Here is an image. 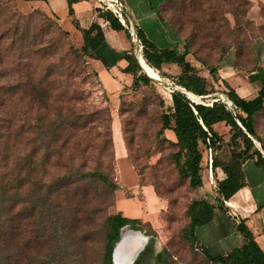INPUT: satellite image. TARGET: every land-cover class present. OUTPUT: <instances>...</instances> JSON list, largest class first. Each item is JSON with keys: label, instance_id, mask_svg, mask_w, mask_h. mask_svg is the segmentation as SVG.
<instances>
[{"label": "trees", "instance_id": "1", "mask_svg": "<svg viewBox=\"0 0 264 264\" xmlns=\"http://www.w3.org/2000/svg\"><path fill=\"white\" fill-rule=\"evenodd\" d=\"M68 1L70 4L76 0ZM211 1L177 0L176 24L182 27L189 24L193 37L201 35L211 28L209 23L214 19ZM249 6L250 0H239V14L246 22L252 23L258 32L255 23L247 16ZM99 16L108 19L116 30H125L127 36H131L112 12L101 11ZM125 22L128 25L126 16ZM161 22L173 29L169 22L162 19ZM61 32L68 35L63 29ZM81 32V47H74L70 43L68 47H59V67L67 73L66 90L58 92L60 85L50 77L53 75L51 68L41 63L48 54L46 47L35 49L39 72L34 77L25 74L24 78L17 77L14 83L0 84V264H59L63 256H68L65 264H74L79 260L75 252L78 239L96 232L103 243L102 264H114L112 250L123 227L140 229L144 225L151 228L149 221L127 217L121 212L106 213L112 205L113 192L118 188L113 180L109 109L104 107L76 112L70 103L71 97H68V78L75 72L74 66L85 67L86 58L99 60L103 64H107L108 59L101 51L104 34L99 24L93 22ZM137 37L141 43V56L148 66L158 70L162 76L174 79V85L203 99L208 98L206 96L212 92L209 81L198 75L187 60V55L192 54L189 40L179 39L173 47H157L139 28ZM252 41L247 54L253 59L248 71L253 72L251 78L259 85L255 97L244 99L224 83L225 95L231 107L219 97H214L216 100L209 106L195 103L185 92L175 89L170 91L169 111L161 114L159 133L165 129L172 131L177 151L171 157L182 176L188 178L191 188L203 184L200 146L215 150L220 148L223 141V136L213 129L214 124L223 121L230 128V160L221 163L212 154L210 163L212 169L220 168L224 174L217 181L216 208L225 213L228 208L224 201L246 184L243 164L253 159L255 165L264 168V141L254 129V116L264 109V69L255 63L258 58L252 55ZM231 48L240 58L238 65L246 68L243 63L245 53L235 46L222 47L219 61L213 66L207 65L198 56L195 58L214 79L222 66L223 56ZM128 59L130 65L122 71L132 75L135 87L155 84L142 71L133 53ZM164 63L178 64L180 72L168 75L161 70ZM5 96L21 110L14 108L13 112L2 114ZM60 97L63 105L55 102ZM160 103H163L161 99ZM28 110L34 111L33 121L27 115ZM169 116L172 117V124L169 123ZM95 125L99 128L93 131ZM243 129L260 143V148ZM214 212L212 203L201 198L193 199L186 209L190 223L183 229L184 239H188L191 245L197 242L196 226L209 222ZM236 229L241 233L243 243L225 254L216 255L201 247L206 260L210 264H264V251L244 218L238 220ZM153 242L150 239L148 244ZM148 244L138 253L133 264L142 263L149 251ZM163 256L162 251L156 253V264H171Z\"/></svg>", "mask_w": 264, "mask_h": 264}, {"label": "rangeland", "instance_id": "2", "mask_svg": "<svg viewBox=\"0 0 264 264\" xmlns=\"http://www.w3.org/2000/svg\"><path fill=\"white\" fill-rule=\"evenodd\" d=\"M176 1L156 0L154 6L158 14L156 17L159 21L162 19L173 25L180 39L191 42L192 57L198 56L204 59L207 65L213 66L219 61L222 47L235 46L245 53L243 63L246 68L253 65V59L247 52L249 43L257 35V29L240 16L239 0H212L215 20L209 23L210 29L207 28L201 35L195 37L189 24L183 27L176 24L178 14ZM61 29L53 16L35 6L31 0H0V84L4 86L14 83L17 77L24 78L25 74L34 77L39 72L35 49L46 47L48 54L42 58L41 63H46L51 68L53 75L50 77L60 85L58 92L66 90L67 73L59 67L58 57L61 51L59 47H68V43L74 46V43L69 34H62ZM138 49L139 47H129L127 51L135 54ZM228 60L229 57L225 61ZM74 70L75 72L69 76L70 79L68 78V97H71L70 103L75 111L79 113L107 107L111 117L113 180L118 184V188L113 192V202L106 213L137 214L140 215L138 216L140 220L149 221L151 225V228L143 225L140 229L129 226L121 229V233L127 229L146 235L145 242L140 245L128 241V245L137 251L142 250L149 240L153 239L154 242L148 244L149 251L141 264H156L155 255L161 251L164 253L165 261L171 264H210L202 253L199 241L191 245L190 241L183 237V229L190 223L186 209L193 199L201 198L212 203L217 210V181L224 174L220 168L212 169L210 157L212 154L215 155L221 163L230 160V133L222 135L223 141L218 149L211 150L200 146L202 151L200 173L203 184L201 187L191 188L188 185V178L182 176L172 160L171 155L177 151V146L173 144L175 138L172 131L165 129L159 133L161 114L169 111L168 105L171 103L169 88L155 80H153L155 84L135 87L132 80L129 87L122 90L117 98L112 97L110 100L106 88L95 76L91 64L87 62L83 69L74 66ZM166 71L173 76L179 72V68L168 66ZM156 73L167 83L173 84L174 79L171 77L162 76L159 71ZM208 77L212 92L206 96L208 98L196 99L197 102L211 101L214 97L222 100L221 94L225 95V87L217 78L213 79L210 74ZM14 97L15 95L12 96ZM160 99L163 103H160ZM60 100L61 97L55 102L63 105ZM225 104L231 107V104L228 105L227 102ZM14 108L21 110V107H17L5 96L1 107L2 114L13 112ZM22 109L25 110L26 107L23 106ZM27 115L30 120H34L33 110H28ZM113 121L119 126L120 137L115 125L113 138ZM169 123L172 124L171 116ZM98 128L99 126L95 125L92 130L96 131ZM256 131L259 134L264 133V109L256 116ZM117 144L120 145L121 155ZM247 172L250 175L253 173L250 167ZM143 187H146L145 191ZM155 196L164 200L166 205L153 208ZM97 233L78 239L75 252L79 260L77 259L74 264H102L103 243ZM62 258L59 264H65L68 256Z\"/></svg>", "mask_w": 264, "mask_h": 264}, {"label": "crops", "instance_id": "3", "mask_svg": "<svg viewBox=\"0 0 264 264\" xmlns=\"http://www.w3.org/2000/svg\"><path fill=\"white\" fill-rule=\"evenodd\" d=\"M31 2L53 16L62 29L68 32L74 46L77 48L83 44L82 29L88 28L93 22L99 24L104 34V44L101 46L103 47L101 51L108 59V63L103 64L101 61L92 58L86 59L97 74L100 83L106 88L110 100L112 97L117 98L124 87H129L130 82L133 80L131 74L122 71L130 65L128 56L130 57L132 52L127 51L129 47H139L138 54L141 55V43L138 37V45L135 42V34L131 29L130 20L136 26V35L137 28L141 29L145 37L154 42L157 47H173L180 39L173 29L168 28L167 25L157 19L154 0H121L128 20V25L122 24L129 30L130 37L127 36L125 30H116L108 19L99 16L101 11L105 12L107 10L101 7L98 0H76L70 4L68 0H31ZM247 16L258 28L257 35L252 41L254 47L252 55L258 58L255 61L256 65L264 69V0H251ZM133 55L136 58L134 53ZM227 57H229V60L225 61ZM239 59L234 48L229 49L221 60L222 66L218 70L216 78L223 86L224 83L231 86L242 98L251 99L257 95L259 85L251 78L253 72L238 65ZM187 60L192 64L198 75L209 81L208 70L197 59L189 54ZM168 66H178V64L164 63L161 70L167 73ZM148 67L157 74L150 66ZM179 72L177 71L174 75ZM257 114L254 116L255 131ZM115 125L120 137L119 126L113 121V138ZM213 129L223 135L230 128L221 121L215 123ZM256 133L264 141V133L259 134L257 131ZM252 138L255 145L260 148V143L253 136ZM117 147L119 155H121L120 145L117 144ZM262 154L264 157V151H262ZM249 167L253 172L251 175L247 172ZM242 168L246 184L237 190L230 199L224 201L228 208L227 213L215 209L213 218L209 222L195 228V235L201 247L206 248L211 255L225 254L243 243V237L236 229V223L240 218L245 219V223L254 239L264 251V168L255 165L253 159L247 160ZM252 180L254 181L251 185ZM144 188L146 187H143L145 191ZM153 198V208L166 205L164 200H160L156 196ZM155 200L157 203L154 204ZM122 214L131 218L140 216L137 214Z\"/></svg>", "mask_w": 264, "mask_h": 264}, {"label": "bare ground", "instance_id": "4", "mask_svg": "<svg viewBox=\"0 0 264 264\" xmlns=\"http://www.w3.org/2000/svg\"><path fill=\"white\" fill-rule=\"evenodd\" d=\"M139 61H141L140 64H141V66H143V69H144L145 73L149 77H151L153 80H160L159 75L158 74H155L154 72H152L150 70V68L145 63V61L143 60V58L141 57V55L139 57ZM178 90H181V91L185 92L187 94V96L189 98H191V99H194L195 100L197 98V97H195L196 94H192L191 92L186 91V90H184L182 88H179ZM225 101H227V100H225ZM228 103H230V101ZM145 236L146 235H144V234H142V233H140L138 231H130V230L124 229L122 231V233H121V237H122L121 243L119 244V246H118V248H117V250L115 252V256H114L115 262L117 264H130L131 261L133 260L134 256H135L136 251L133 250V249H131V252H129V254L126 255V253H125L126 249H124L122 253L119 251L120 248H121V246L123 245V243H127L128 241H132L135 245L136 244L137 245H140L143 242H145V239H146ZM124 248H125V246H124Z\"/></svg>", "mask_w": 264, "mask_h": 264}, {"label": "water", "instance_id": "5", "mask_svg": "<svg viewBox=\"0 0 264 264\" xmlns=\"http://www.w3.org/2000/svg\"><path fill=\"white\" fill-rule=\"evenodd\" d=\"M130 23H131V26H132L131 29H132V31H133V34H135V42H136V44L138 45V38H137V35H136V30H135V27H136V26H134V23H133L131 20H130ZM135 56H136V60L138 61L139 66L141 67L142 71L145 73V71H144V69H143V66H141V64H140L141 61H139V57H140V56H139V54H138V50L135 51ZM145 74H146V73H145ZM146 75H147V74H146ZM147 76H148V75H147ZM148 77H149V76H148ZM150 78H151V77H150ZM152 80H153V79H152ZM155 81L158 82V83H160V84H165L170 90H175V89H179V88H180V87L177 86V85L167 83L166 81H164V80L161 79V78H160V80H155ZM195 97H197L196 99L200 98V96H196V95H195ZM221 97H222V100H223V101L227 100L226 96H225L223 93L221 94ZM190 99H191V98H190ZM196 99H195V100H194V99H191V100L194 101L195 103H198V102L196 101ZM236 121L238 122L237 119H236ZM238 124L241 126V124H240L239 122H238ZM241 127H242V126H241ZM243 130H244V129H243ZM244 131H245V133H246L249 137L252 138V135H251V134H249L246 130H244ZM252 139H253V138H252ZM121 240H122V237H121V232H120V237H119L118 241L115 242L114 247H113V250H112V262H113L114 264H117V263L115 262V258H114V256H115V252H116V250H117L119 244L121 243ZM124 246H125V248H124ZM124 249H126V251H125L126 255L129 254V252H131V249H133V250L136 251L134 258H133V260H132L131 263H130V264H133V262H134L136 256L138 255V253H139L141 250L137 251V249H135V248H133V247H130V246L128 245V242H127V243H123V245L121 246V248H120L119 251L122 253Z\"/></svg>", "mask_w": 264, "mask_h": 264}, {"label": "built area", "instance_id": "6", "mask_svg": "<svg viewBox=\"0 0 264 264\" xmlns=\"http://www.w3.org/2000/svg\"><path fill=\"white\" fill-rule=\"evenodd\" d=\"M101 4V7L107 11H110L113 13L114 16H116L118 18V20L125 24V9L124 6L121 2V0H98ZM224 102H229V100L227 99V101ZM199 103L205 104V105H212V100L211 101H201L199 100ZM230 103H228L229 105ZM210 163H211V157H210Z\"/></svg>", "mask_w": 264, "mask_h": 264}]
</instances>
